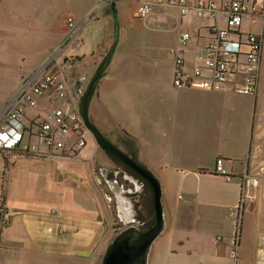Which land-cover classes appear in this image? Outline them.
<instances>
[{"label":"crops","instance_id":"0c3cea01","mask_svg":"<svg viewBox=\"0 0 264 264\" xmlns=\"http://www.w3.org/2000/svg\"><path fill=\"white\" fill-rule=\"evenodd\" d=\"M96 1L63 0L65 5L77 3L80 11L67 9L61 16L40 10L35 0H0V28H12L17 41L24 28L53 34L50 50L62 39L67 18L82 16ZM215 1L222 5L228 0ZM140 4L116 0L111 12L84 26L79 42L60 61L66 65L75 59L78 68L85 66V77L78 78L73 70L77 78L70 94L77 100L107 60L89 100L88 118L161 184L164 227L150 247L147 264H264L263 213L254 210L249 196L244 200L241 249L237 256L231 254L235 222L230 211L241 198L242 174L255 172L262 132L259 122L255 125V96L174 86L169 50L181 32L191 33L182 53L185 70H191L208 53L216 21L194 11L182 15L178 6L158 1L150 2L148 14L140 17ZM26 73H20L1 103ZM83 80L85 90L78 95ZM93 98L103 113L99 119L94 118ZM37 111L32 109L28 118ZM84 146L74 159L59 152L0 149V264H99L115 237L117 221L124 229L154 221L152 188L118 169L115 161L118 170L105 167L95 176L92 164L98 150ZM218 156H223L230 178L215 172ZM120 172L131 188L118 181ZM104 186L113 196L106 195ZM113 197L114 208L108 202ZM3 212L9 213L5 221Z\"/></svg>","mask_w":264,"mask_h":264},{"label":"built area","instance_id":"2783aa9c","mask_svg":"<svg viewBox=\"0 0 264 264\" xmlns=\"http://www.w3.org/2000/svg\"><path fill=\"white\" fill-rule=\"evenodd\" d=\"M153 1L176 5L182 15L194 11L198 16L206 14L216 21L210 30L208 53L198 58L191 70H185L182 55L191 33L181 32L178 43L169 50L174 60V86L231 90L243 95L257 93L264 43V0H228L222 5L215 0H141L137 15L146 16L149 3ZM101 8L102 5H97L81 21L69 16L61 41L41 64L21 78L17 89L2 104L0 149H15L26 154H75L86 144L78 105L80 97L77 100L72 97L70 87L59 78L54 65L59 67L66 48L77 42L81 29ZM218 22L225 25L221 26ZM245 23L249 24V28L245 27ZM77 90L79 95L82 88ZM43 95L47 98L45 101L41 100ZM55 100L56 104L53 103ZM34 108L38 111L30 119L28 116ZM215 172L230 178L223 156L216 158ZM241 183V198L230 211L235 222V240L239 233L236 226L240 222L242 204L246 197L252 195L250 191L256 188L258 179L244 172ZM8 217L9 213L3 212L1 219L5 221ZM231 254L235 256V251Z\"/></svg>","mask_w":264,"mask_h":264},{"label":"rangeland","instance_id":"374dc122","mask_svg":"<svg viewBox=\"0 0 264 264\" xmlns=\"http://www.w3.org/2000/svg\"><path fill=\"white\" fill-rule=\"evenodd\" d=\"M115 1L116 0H98V1H96L95 4H93L86 11V13L84 12V14L82 16L77 17L74 14H71V15L73 18H75V20L81 21L90 11H92V9L94 7H96L97 5H102V8L100 9V11L94 17H92L91 20L89 21V22H91L92 20L97 19L99 16H101L105 12H111V10L115 4ZM130 1L133 2L134 0H125V2H130ZM35 3H38L39 5L42 6L40 8V10L42 9L46 13L49 12V14L51 13V11H53V13L55 15L63 16L62 12L66 11L67 9H72V11L75 13L80 11V9H78L77 3H75V2H74L75 3L74 5H65V4H63V0H35ZM57 5H59V6H57ZM89 22H87V24ZM83 28L81 29V31L83 30ZM255 28L257 29V26H255ZM5 29H7V28H0V104H1V106L7 100L6 99L3 103H1V101L3 100V97L7 93L8 89L13 85V83L15 82V79L20 78V75H22L20 73H22L24 71L28 73V71L30 72L33 68H36L39 64H41L45 60V58L47 57V55L49 54L51 49L54 48L58 44V43H56V45H54L50 50H47L49 43H51L52 38L55 35L43 33L41 30H38V28H24V32L21 29L22 30L21 36H22V34L24 36L22 37V39H20V41L19 40L17 41V39H12V37H11V36H13L12 35V28H8L9 29L8 32L3 31ZM40 29H42V28H40ZM81 31H80V33H81ZM80 33H79V35H80ZM64 34H65V32H64ZM64 34H63V36H64ZM79 35H78L77 42L72 46H75L79 42V40H80ZM60 41H61V39H60ZM72 46H69L68 48H66V50H68ZM66 50L64 51V54H66V52H67ZM64 54H63V57H64ZM55 66H56L55 71L57 72V75L59 76L60 79H64L67 87H70L71 83L74 82L75 79L73 77H75L77 75H78V78L85 77V66L78 68L75 65V59L73 60V62H71L69 64H66V65L60 64L58 68H57L56 64L54 65V67ZM74 67L76 68V71H74V73L77 72V74L75 76H73ZM75 78H77V77H75ZM81 84L82 83H80V85ZM83 86L84 87H81V88H82V90H85L84 89L85 88V80H83ZM254 96H255V125H257V123L259 122V125L261 126V130L263 133L261 132L260 133L261 135L259 134L260 140L256 142L258 146L256 148V150H257L256 154L254 155V159H255L254 164L255 165H254L253 169L255 172L247 170L246 173L253 175L258 179V184H257L256 188H254L250 191V193L252 195L249 196V198H250L249 202L251 204H253L254 210H257V212L260 211L259 213H261V212L263 213L261 215V218H262L261 224H263V226H261V229L263 228L262 230L264 231V43H263V51H262V65H261L259 87H258L257 93ZM92 104H93L92 110H94V112H93L94 118L95 119L101 118L103 116V113L101 112V109L98 106V100L96 98H93ZM36 109H38V108H36ZM86 121H87V119H85L86 126L82 130L83 135H84L85 140H86V149L91 151L96 146V148L98 150L96 157H95V160L93 161V164H92V169L94 170L95 176L96 175L98 176L99 174L101 175V173L105 167L110 169V170H111V168H113L114 170H118V169L126 170L127 174L129 175V172L124 167V165L116 162L103 149V147L98 143L95 135L89 129ZM255 134H256L255 136L258 135L257 132ZM104 138L106 140H108L110 143H113L109 138H107L105 136H104ZM126 142L131 143V145H134V142L129 138H127ZM114 145H116V144H114ZM125 147L127 148L128 146L125 145ZM127 152H125V153H127ZM56 154H59V153H56ZM61 154H62V156L74 159V158H76L77 153L70 154V153L64 152ZM114 161L117 165H119V168L114 163ZM8 163H9V160H8ZM51 168H52V170L54 169L53 166ZM70 169L71 168L67 167V170H70ZM123 174H124L123 172L119 173V180L118 181L120 183H122V185L124 186L125 189L131 188L132 183L129 180H126ZM101 184L103 185L104 183L101 182ZM104 190H105V193L107 196H110V195L113 196L112 192L108 189V187L104 186ZM108 202L111 204L112 208H114V197L110 198L108 200ZM245 203H246V201H244L242 204V214H241L240 222H238V224L236 226L237 232H239V233H238V236H236V240H235L234 246H233V250L235 251V256H237L238 253L240 252L241 245H242L243 219H244L245 213H246ZM257 207L259 209H257ZM154 222H155V219L153 222H149V223L146 222L144 225L145 227L144 226L143 227L145 229H147V228L151 227L154 224ZM114 226H115V230H114L115 236L124 229V225L120 224L119 221H117V223H115ZM144 228H140V229H144ZM250 242H251V244H253L255 241L250 240ZM261 242L264 243V237L261 238ZM105 251L102 252V254L100 255L99 264H101V262H102Z\"/></svg>","mask_w":264,"mask_h":264},{"label":"water","instance_id":"95a60500","mask_svg":"<svg viewBox=\"0 0 264 264\" xmlns=\"http://www.w3.org/2000/svg\"><path fill=\"white\" fill-rule=\"evenodd\" d=\"M87 122L98 143L115 153L127 166L146 179L153 190L155 222L147 229L129 226L119 232L107 246L101 264H147V257L154 239L164 227L161 184L158 178L146 167L137 163L118 146L110 143L101 132Z\"/></svg>","mask_w":264,"mask_h":264},{"label":"trees","instance_id":"16d2710c","mask_svg":"<svg viewBox=\"0 0 264 264\" xmlns=\"http://www.w3.org/2000/svg\"><path fill=\"white\" fill-rule=\"evenodd\" d=\"M108 62L107 60H104L98 67L93 80L90 84V86L88 87V89L86 90V92H84V99H83V104H82V110L83 113L85 114V119H87L88 123L90 125H92L95 129H97V127L89 120L88 118V105H89V100L91 97V94L93 93L95 87H96V82L98 81V79L104 74L105 71V67L107 66ZM98 130V129H97ZM103 149L118 163L124 165V167L128 170V172L132 173L134 176L138 177L140 180H142L146 186H149L151 188L150 183L144 179L143 177H141L139 174H137L132 168H130L129 166H127L115 153H113L111 150L105 149L103 147ZM127 154L133 159L135 160L137 163L143 165L140 161H138L136 159V157L132 154V153H128ZM145 167V165H143Z\"/></svg>","mask_w":264,"mask_h":264},{"label":"flooded vegetation","instance_id":"af4514ba","mask_svg":"<svg viewBox=\"0 0 264 264\" xmlns=\"http://www.w3.org/2000/svg\"><path fill=\"white\" fill-rule=\"evenodd\" d=\"M84 94H82L81 96H80V98H79V111H80V115H81V117H82V120H83V126L85 127V114L83 113V110H82V104H83V96Z\"/></svg>","mask_w":264,"mask_h":264}]
</instances>
